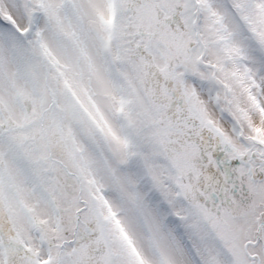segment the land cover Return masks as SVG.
Wrapping results in <instances>:
<instances>
[{
    "label": "snow or ice",
    "instance_id": "snow-or-ice-1",
    "mask_svg": "<svg viewBox=\"0 0 264 264\" xmlns=\"http://www.w3.org/2000/svg\"><path fill=\"white\" fill-rule=\"evenodd\" d=\"M0 264H264V0H0Z\"/></svg>",
    "mask_w": 264,
    "mask_h": 264
}]
</instances>
